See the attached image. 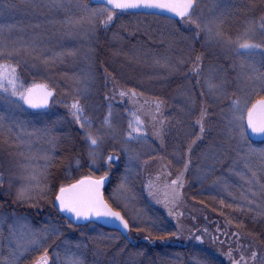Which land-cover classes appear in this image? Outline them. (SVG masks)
I'll use <instances>...</instances> for the list:
<instances>
[{
    "label": "trees",
    "instance_id": "16d2710c",
    "mask_svg": "<svg viewBox=\"0 0 264 264\" xmlns=\"http://www.w3.org/2000/svg\"><path fill=\"white\" fill-rule=\"evenodd\" d=\"M227 1L228 6L224 8L221 6L219 10V16L224 18L223 30L227 35L237 36L247 22L253 21L252 18L257 17L258 19L254 21L259 24L261 16H264L262 0ZM233 13L234 16H232ZM196 31L195 25H187L184 21H169L164 17L144 14H118L114 23L108 28L98 26L89 44V48L92 49L91 54L84 53L86 57L89 55V62L85 58L82 64L89 63L93 68L96 67L97 75H94L97 82H93L89 94L78 97L85 113L81 120L88 118L92 121L93 134H97V130H102L104 134L103 146L105 148L101 149L105 153L104 159L101 160L103 164L108 156L118 155V145L116 146L114 142L119 139L120 143L123 130L130 123L128 108L116 105L109 91L106 92V86L114 84L118 91L135 89L137 103L162 102L161 110L167 125L164 141L156 142L145 138L146 140L139 139L135 143L137 144L136 149H139L137 151L139 156H142L141 161L154 159L152 161L155 162L157 171L159 167L167 166V163L170 171L179 172L181 165L184 169L185 163L189 161L188 145L199 135L200 127L196 121L200 119L201 109H207L208 115L204 120V127L209 126V129L205 128L202 141L197 140L195 144H192V148L199 151L198 156L204 159V163L199 165L196 173L186 174L185 199L201 210L198 214L190 210L181 218L189 225L190 230H187V236L177 234L174 228L175 219L158 208L160 204L158 200L147 198L152 183H149L146 178L142 179L141 171L135 173L130 171L122 157L121 162L118 163L121 167L120 173L116 166L117 160L111 161V169H109L111 179L105 189V196L129 220L131 235L128 237L99 223L90 222L73 226L54 207L56 193L51 198L44 196L42 199L21 200L17 193V197H14L11 195L12 191H8L4 185L0 187V197H4L0 199V207L4 212L28 217L37 228L40 226L55 227L59 230L57 234H50L52 237L46 243L48 247L44 242L33 252V255L41 257L46 248L51 260L49 261L52 263L53 255H60L67 248L71 249L69 255L77 254L88 257H91L89 254L96 255L98 249V256L102 258L100 264H128L130 259L134 261V264H232L225 257L228 248L221 243L213 242L217 237L214 229L208 230L209 239L207 238L206 244H201L197 239V237H206L203 231L206 223L205 217L209 215L216 219V222H220V219L227 221L226 228L229 234L225 232L224 235L227 238H231L230 235H232L233 239L237 240L240 249V243L243 244L242 253L247 255L250 261L248 264H264V192H261L259 187L260 184H264V174L259 171L258 159L254 158L252 170L257 171L259 183L249 185L247 181L251 177L238 156V147L243 148L244 151H247L249 147L260 150L264 149V143L255 144L248 140L249 144H241L239 139H230L225 133L223 116H227V111H229V106L227 107L224 100L226 88L218 92V95L211 97L210 94L215 91L210 93L206 89L208 82L199 85L196 82L191 84V82L182 80V75L186 73V70L193 64H197V54L202 52L201 49L205 45L215 49H225L215 42L210 45L209 40L205 44L207 38L204 32L201 30L200 35L196 36ZM256 38L260 39L259 33ZM165 57L175 66L174 71L155 63L156 60L163 61ZM198 57L201 58V56ZM212 57L210 59L207 56L213 66H219L215 64L213 55ZM128 60L131 62L128 63ZM206 60L205 58L204 61ZM68 67V64H63V67L58 68V70L64 69L61 71L63 79L59 83L63 85L62 88H68L70 91L78 82H73V79L77 80V75L71 76V81L64 82ZM103 73H108L115 82H102ZM190 98L194 99V105ZM201 99H207V102L202 103ZM61 100L60 95L57 94L55 103H59L62 107H58V104L46 112L33 113L24 110L30 115L24 119L25 127L37 130L45 126L54 132H56V127H63L62 131H57L58 137L55 135L57 153L83 152L84 149H80L79 146L82 145L81 139L83 134L85 136V130L80 128L79 123L78 126L71 124L67 116L62 115L61 111H69L70 106L69 103L61 102ZM109 111L112 113L111 131L104 123ZM48 112L51 113L47 115ZM119 125L121 126L118 128ZM63 131L69 135L62 136ZM84 142L86 144V140ZM70 143L73 144V151L70 150ZM123 143L124 140H122ZM191 154L196 157L194 152ZM191 162L193 165L197 164ZM161 169L159 171H162ZM76 171L75 169L73 173L76 174ZM57 174L53 172L52 175L53 187L60 182L56 179ZM118 180L119 183L122 182V194H127L133 201V206L127 207L126 211L117 207L113 202L111 187L114 183L117 184ZM49 185L52 187L51 184ZM250 188L257 193L256 196L251 195ZM249 200H255V203L249 204ZM135 209L138 210L140 219H142L141 224L131 223L130 219L132 215H135ZM195 218L200 221L198 227L194 225ZM64 231L75 239L71 238L72 243H67L65 248L59 250L60 245L58 244H61L60 240L63 238L61 232ZM165 240H169L170 243ZM76 245H81V247L77 248ZM253 251L257 252L255 261L251 259ZM89 264L96 263L89 261Z\"/></svg>",
    "mask_w": 264,
    "mask_h": 264
},
{
    "label": "snow or ice",
    "instance_id": "6c2138e0",
    "mask_svg": "<svg viewBox=\"0 0 264 264\" xmlns=\"http://www.w3.org/2000/svg\"><path fill=\"white\" fill-rule=\"evenodd\" d=\"M264 3V0H262ZM95 5V6H93ZM18 6L12 2V0H4L0 3V16L6 11L16 9ZM28 7L34 12H40L41 9H46L48 13H59L63 16L62 20L48 21V23H54L60 25L62 34L67 37H76L85 41L91 40L97 31L98 26L108 28L111 26L118 14H123L129 10H156L146 11L149 15H161L163 13H169V21L174 17H178L185 23L195 25L196 36L200 35L201 30L204 32L207 40L215 42L218 45L225 47L232 52L237 58H239V67L246 71L242 72L241 79L243 81V88L241 89L242 95L235 97L230 102L229 115L226 117L228 133L230 139L238 138L241 144H249L247 139V132L250 129L253 134L264 136V96L256 100L255 103L248 107L250 97L253 95H259L264 93V71H260L256 67V63H259L261 67H264V16H261L259 24L255 21L247 22L246 26L237 36L232 37L227 35L223 30V18L222 16H216L212 20L205 21L200 16V4L198 0H91L90 3H85L84 0H46V2H37V0H31L28 3ZM217 7V5H213ZM211 10V9H210ZM45 14V13H40ZM203 25V27H202ZM33 29H40V24L30 25ZM17 25L14 24H0V57H7L10 59L26 58L24 63L28 62V59L32 60L33 67L36 66V62L44 65L45 67L54 66L58 61L62 62L64 57H75L77 50H68L62 52H51L45 46L46 37L42 32L34 31L28 40H25L20 36H13V31L17 29ZM19 31H23V28H19ZM259 33L260 42H254L255 37ZM92 51L91 48L88 49ZM259 56V60L254 62V58ZM197 65L200 63L201 58L197 57ZM156 64H162L163 67L173 70L175 68L169 62L168 58H164L163 61L156 60ZM193 71L199 74V67H194ZM66 75V74H65ZM81 84H84L82 91H87V84L85 81L76 78ZM208 87L210 91L220 92L223 89L222 84L214 83L211 79L208 81ZM81 91V89H77ZM56 94V87H50L48 83L33 82L30 86H25L21 80L17 71V65L9 63H0V137H3L4 143L12 141L10 146L27 147L31 151V141L33 137L37 140H43L50 146L51 150L55 149L56 138L50 135L49 129H37L32 132H28L24 127L20 125L23 122L16 120V113L20 109L27 106L30 109H42L49 106L50 100ZM120 96H131L135 98V89L119 91ZM235 95V94H233ZM191 103L194 105V99H191ZM157 113L160 111L162 102L156 101ZM71 115L79 123L81 129L85 130V140L88 143V156L93 165L96 164L100 154L98 149L104 141V134L102 130H97V134H93L91 131L92 121L85 118L83 121L81 117L83 115V106L79 99H76L70 105ZM111 111L105 118L104 123L107 125L109 131L112 130L111 125ZM135 116V113H133ZM207 109H201L200 119L196 121L199 124V135L196 136V140H193L188 145L187 151L190 154L192 151V144H195L197 140L202 141L205 134L204 120L207 117ZM156 117H153L155 120ZM143 121L139 116H135V122L129 123V131L127 132L128 140H139L146 138L142 135L143 128L141 125ZM87 125V128H86ZM160 128L156 130V135L162 136L164 133V121H160ZM16 129L17 133L15 139L12 140L13 130ZM232 133L236 135L233 136ZM22 137H27L24 139ZM20 156H24L23 152L18 153ZM238 156L240 162L245 166V169L249 172L251 179L247 181L249 185H256L259 183L257 179V171L253 169V160L258 159L259 171L264 174V149L256 150L251 147L247 151L238 147ZM43 160L46 162V167L51 164L54 157L49 156L46 152L42 155ZM137 157L130 154V162ZM25 159L27 164L22 167L27 171L32 168V171L28 172L26 179L29 181L28 185L21 188L18 192V198L31 199L28 192L33 185L40 187L37 181V174L35 168L32 167L33 161L37 159L35 156H27ZM114 159L113 156H108L107 160L111 162ZM191 163L189 160L185 163V171L188 165ZM235 163V162H234ZM79 164V161H77ZM110 166V164H109ZM108 176L105 172L104 175L95 177L93 175L83 176L75 183H69L59 187L58 194L55 200L58 204L60 211L69 213L76 219H91L105 218L112 222L118 223L125 231H130V225L127 219L120 211H116L104 197V184ZM183 173L177 177L176 180L171 181V201L176 202L181 196L180 189L183 187L182 181ZM3 182V175L0 174V183ZM151 187V185H150ZM261 192H264V184L259 185ZM43 191V188H40ZM249 192L252 196H256L257 193L251 188ZM166 201L168 194H165ZM247 199V196H245ZM249 204L255 203V200H249ZM127 207V205H125ZM171 214V210L169 212ZM179 215H182L180 213ZM24 218L15 217L11 224L8 225V236L4 238L2 236V226H0V243H3L4 239H7L10 251L9 255L4 258L3 264H18V253L21 250H26L27 246L35 245L42 246L47 235L57 234L59 230L55 227L46 228L42 231H33L28 229L23 223ZM197 239H201L197 237ZM80 248L81 245H76ZM231 256V252L228 253ZM257 258V252L251 253V259L255 261ZM50 257L48 251L45 248L43 255L37 261V264H49ZM244 257L241 256V261ZM241 261H234V264H241ZM69 264H86L83 256H73L69 261ZM128 264H134L133 260H129ZM246 264V262H245Z\"/></svg>",
    "mask_w": 264,
    "mask_h": 264
},
{
    "label": "rangeland",
    "instance_id": "374dc122",
    "mask_svg": "<svg viewBox=\"0 0 264 264\" xmlns=\"http://www.w3.org/2000/svg\"><path fill=\"white\" fill-rule=\"evenodd\" d=\"M4 0H0V3H3ZM13 3H15L18 7L11 11H6L2 16H0V24H14L17 25V29L13 31V36H20L23 37L25 40H28L29 37L32 35L34 31L42 32L44 36L46 37L44 43L45 46L51 50V52H62V51H68V50H77V55L75 57H64L62 62H57L54 66L51 67H45L44 65L36 62V66L33 67V61L28 59L27 63H24V59L26 58H16V59H10L7 57H0V63H9L17 65V71L19 73V76L25 86H30L33 82L37 83H48L50 87H56V93L60 95L61 102L69 103L70 106L71 103L78 99L79 96H83V94H89L93 82H97V78L95 77L96 72L95 68H93L92 65L89 63L82 64L84 59L86 58L89 62V55L86 57L84 53L88 52L91 54V52L88 51L89 44L91 43V40L85 41L83 39H79L76 37H67L62 34V29L60 25L54 24V23H48V21H56V20H62L63 16L59 13H48L46 9H41L40 12H34L31 8L28 7V3L31 2V0H12ZM37 2H46V0H37ZM85 3H90L89 0H84ZM198 3L200 4V16L202 20L209 21L212 20L214 17L219 16V10L220 7L228 6L227 0H198ZM213 5H217V7H213ZM211 9V10H210ZM45 14H40V13ZM214 15V16H213ZM235 14L233 13L232 16ZM224 19V18H223ZM249 19V18H248ZM257 17L252 18V20H257ZM250 20V19H249ZM246 21V20H245ZM251 21V20H250ZM40 24V29H33L30 25ZM187 25H190L187 23ZM23 28V31H19V28ZM203 27V25H202ZM96 34V33H95ZM99 33L97 34V36ZM206 38V37H205ZM208 42V40H205V44ZM254 42H260L259 38H256ZM210 45H212V41L209 42ZM204 45V44H203ZM202 52L197 54L198 56H201L200 63L193 64L191 68L186 70V73L182 75V80L184 82H196L199 83V85L204 82H208L210 79L217 84H222L223 88H226V95L224 97V100L227 103V107L229 106L230 109V102L235 97H240L242 95L241 89L243 88V81L241 79L242 72L246 71V69H241L238 65L240 63L239 58H237L232 52L225 49H215L212 47H206L204 46L203 49H201ZM170 55V54H169ZM212 55L215 58V64L219 66H213V63L211 60H208L207 56L212 59ZM78 56V60H77ZM205 58L207 59L206 61ZM259 60V56L257 55L254 58V62ZM91 61V59H90ZM92 62V61H91ZM131 62L128 60V63ZM208 62V64H207ZM62 64V65H61ZM63 64H68L69 67L66 69V75L64 76V82L71 81V76L77 75L76 78H79L80 80L85 81L87 84V91L84 92L82 89L84 88V84L79 83L77 80L73 79V82L76 83V86L72 88L70 91L68 88H62L61 86V79H63V76L61 75V71L64 69H59V67H63ZM207 64V66H206ZM194 67H199V74L193 71ZM256 67L260 71H264V67H261L259 63H256ZM98 68V66H97ZM100 68V67H99ZM101 70V69H100ZM174 71V69H173ZM65 72V71H64ZM210 72H213L212 74ZM95 74V75H94ZM102 82H115L108 73L102 74ZM120 88V87H119ZM62 91H60V90ZM77 89H81V91H77ZM210 93L212 91L209 90V87L206 88ZM109 91L110 95L112 96L111 99L115 104H119L120 106L123 105L129 110V120L130 122H135V116H139L140 119L143 121V124L141 127L143 128V133L140 135L149 138L150 140H154L156 142L164 141L165 135L167 134V125L166 121L164 119V113L161 110L159 113H157L156 110V104L149 102H143V103H137L135 101V98L131 96H120L118 88L114 84H110L109 86H106V92ZM118 91V92H117ZM213 93V92H212ZM227 93H229L227 95ZM235 94V95H233ZM218 95V92H214L213 94H210L211 97H214ZM223 95V96H224ZM264 96V93H261L259 95H253L251 96L249 100L248 107L251 106L252 102L255 101L258 98H261ZM221 99V98H220ZM202 103H206L207 99H201ZM201 103V104H202ZM59 103H54L53 107L57 106ZM222 109V105H220ZM58 107H62L60 104ZM70 110H64L61 111L62 115H66L67 118L70 120L71 124L77 125L78 123L73 120L71 115V108ZM24 110L28 111L26 106L16 113V120L18 122H23L20 126L24 127L26 131L32 132L35 131V129H28L25 127L24 119L27 118V116H30L29 113H26ZM51 112H48L50 114ZM135 113V116L133 115ZM89 114V113H87ZM229 111H227V116L229 115ZM83 115L85 116V113L83 111ZM82 115V117H83ZM197 116V114H195ZM156 117L155 120H153V117ZM227 116L224 117L223 127L225 129V133L229 135L228 133V126H227ZM164 121V133L162 136L156 135V130L160 128V121ZM199 120V118H198ZM26 122V121H25ZM125 122V120H124ZM191 122V121H190ZM112 123V121H111ZM208 124V121H207ZM121 125L118 126V128ZM200 127V126H199ZM207 130L209 129V126H205ZM40 130L43 129H49L50 135H55L58 137L59 134H57V131H62L63 127H56V132H54L52 129L41 126L39 128ZM129 126L127 128H124L123 130V136L120 137V143L119 139H116V142L114 144L117 147V156H113V160H117L116 166L118 169V173H120L121 167H119L118 163L121 162L122 157H124L125 163L128 166L130 171L142 172L143 180L146 178L148 179L149 183H152V188L150 192L147 194V198L149 200H158L160 203L158 205V208H160L162 211L166 212L168 216L175 219L176 224H174V228L177 230V234L180 233L183 236H187V230H190L188 223H185V221L181 220L182 217L185 216L186 212H189L191 210L192 213H197L198 211L201 212L200 208H195L191 202L187 199L186 193H185V187H186V174L196 173V169L199 167L201 163H204V159L202 160L200 156H198V150H194L192 148V152L196 155L194 157L191 153H188V160L196 162L197 164H194L191 162L188 165L187 170L185 171V168L183 169L181 165V169L179 172H173L170 171L169 164L167 163V166L159 167L162 168V171H157L155 162L152 160L149 161H141V157L139 156V149H136V141L128 140L127 132L129 131ZM17 133V130H13L12 134V140L15 139V135ZM56 133V134H55ZM224 133V134H225ZM233 136H235V133H232ZM61 135L64 137H67L69 134L65 131L61 132ZM24 139H27V137H22ZM124 138V139H123ZM143 140H146L145 138H142ZM140 139V140H142ZM238 139V138H237ZM247 139L249 140L248 136ZM122 140H124V143L122 144ZM57 141V139H56ZM55 141V143H56ZM85 136L83 134V137L81 139L82 145L79 146L80 149H84L83 152L80 151V153L75 152H69L67 154H63L58 152L57 153V147H55L54 150L50 149V146L45 143L43 140H37L36 137L32 138L31 141V151L28 150L27 147H16V146H10L12 144V141L9 143L3 142V137H0V174L3 175V182L0 183V187L4 185V187L8 191H12V196L17 197V194L21 188H24L28 185L29 181L26 179L28 172L32 171V168H29L27 171L22 167V165L27 164L28 161L25 159L27 156H35L37 159L33 161L32 167L35 168L36 174H37V181L39 182L40 187H36L33 185L31 190L28 192V195L33 198H40L44 196L52 197L55 193L58 194L59 187L62 185H67L70 183V181L75 179H80L83 176L87 175H93L95 177H99L101 175H104L105 172L108 173V177L111 179L109 174V169L111 167L108 160L105 161V164L101 162L102 159L105 157V153L103 148V143L101 144L100 148L97 150L100 154V157L98 158L95 165L91 163V160L89 159L88 152V143L86 141L85 144ZM81 144V143H79ZM162 144V143H161ZM56 145V144H55ZM105 145V144H104ZM124 145V146H123ZM70 150L73 151V144H69ZM23 152L24 156H20L18 153ZM47 153L49 156L54 157L51 164L46 167V162L43 160L42 155L43 153ZM120 154V155H119ZM132 154L136 156V159H133L131 162L129 160V155ZM212 156V151H211ZM198 159V160H197ZM216 159V158H215ZM201 160V161H200ZM77 161H79V164H77ZM123 161V162H124ZM122 162V163H123ZM141 162V163H140ZM115 166V167H116ZM54 168V170H53ZM76 171V174L73 173L74 170ZM183 169V170H182ZM194 169V170H193ZM59 171V174L58 173ZM153 170L155 172H153ZM57 174L56 179L60 180V182L57 184L56 187H53V179L52 175ZM148 172V174L146 173ZM99 173V174H96ZM183 173L182 181H183V187L180 189L181 196L178 201L172 202L171 201V181L176 180L180 174ZM129 172V176H130ZM76 181V180H75ZM118 180L117 184H113L111 187L112 193H113V202L117 207H120L123 211H126L127 207L133 206L132 199H129V196L127 194H122V182L119 183ZM52 187H50V185ZM40 188H43V191L40 190ZM17 193V194H16ZM168 194V199L166 201L165 194ZM1 195V194H0ZM4 196V195H3ZM4 197H0L2 199ZM55 200V199H54ZM127 207H125L126 204ZM1 205V202H0ZM135 208V207H134ZM171 210V214H169ZM138 210L135 209V215H132L131 217V223L134 224H141L142 219H140V216L138 214ZM182 213V215H179ZM15 217H22L24 218L23 223L26 225L28 229H31L33 231H42L46 229L47 227L40 226L37 228L34 226L30 218L24 217L23 215H19L16 213H7L2 210V207H0V226H2V236L6 238L8 236V225L12 223L13 219ZM194 219V225L197 226L198 223H200L199 220ZM206 223L204 226L203 235L206 237H200L199 239L201 244H206L207 238L209 239V232L210 228L216 231V240L214 239L213 242L221 243V245H225L228 250L225 254V257L228 258L232 264H234V261H241V256L244 257V260L241 261V264H248L250 261L247 258V255L242 253V247L243 244L240 243L241 249L238 246L237 240L233 239L234 237L232 235L231 238H227L224 234L225 232L229 234L226 224L227 221L221 220L220 222H216L217 220L214 218H211L209 215L205 217ZM198 227V226H197ZM192 229V227H191ZM131 232V231H130ZM129 232V235H131ZM63 238L60 240L61 244L58 247V249H63L66 247L67 243L70 242L72 237L67 233V231L61 232ZM52 235H47L45 239V244L50 241ZM237 239H239L238 236H236ZM75 239V238H74ZM166 242H169V240H165ZM43 242V244H44ZM85 242H83L84 244ZM172 243V242H171ZM235 244V245H234ZM98 245V244H97ZM83 247H89L88 245H82ZM46 247L48 245L46 244ZM40 246L35 245H29L27 246L26 250H21L18 253V264H37V261L39 260V255H33V252L36 251ZM70 248H67L66 251H62L60 255L54 254L52 259V263L49 261V264H69V261L73 256H83V255H77V254H68L70 252ZM9 245L7 242V239L3 240V243H0V264H3L4 258L9 255ZM56 252H58L56 250ZM231 252V256L228 255V253ZM91 257L83 256L85 259L86 264H89V261H94L96 264L102 263V258H100L99 250H96V255H91Z\"/></svg>",
    "mask_w": 264,
    "mask_h": 264
},
{
    "label": "water",
    "instance_id": "95a60500",
    "mask_svg": "<svg viewBox=\"0 0 264 264\" xmlns=\"http://www.w3.org/2000/svg\"><path fill=\"white\" fill-rule=\"evenodd\" d=\"M91 2V0H90ZM95 6V5H94ZM146 11H156V10H129L127 13H133V14H145V15H149V14H146ZM171 15L169 13H163L161 15H155V16H160V17H165V18H168V16ZM173 20H180L178 17H174ZM56 98V94L54 95V97L50 100V103H49V106L47 108H42V109H30L32 111H35V112H39V111H45V110H48L51 105L53 104V101L54 99ZM247 135L249 137V139L252 141V142H255V143H263L264 142V136L262 135H258V134H253L251 132V130L249 129L248 132H247ZM108 181H109V178L107 177L106 180H105V184H104V188H103V192L105 191V188L108 184ZM75 183V182H74ZM104 197L106 199V196H105V192H104ZM107 200V199H106ZM108 201V200H107ZM109 203V202H108ZM110 204V203H109ZM54 205H55V208L63 215L65 216L70 223L74 224V225H83V224H86L87 222H99L101 223L102 225H104L105 227L107 228H110V229H117L119 231H121L124 235H128L129 234V231H125L121 225H119L118 223H115V222H112L108 219H105V218H96V217H93L91 219H88V220H85L83 218L81 219H76L74 216H72L71 214L69 213H65V212H62L59 210L58 208V204L55 200L54 202ZM111 205V204H110ZM112 206V205H111ZM116 210V209H115ZM118 211V210H116ZM122 213V212H121ZM123 214V213H122ZM124 215V214H123ZM125 217V216H124ZM126 219V217H125ZM130 225V224H129Z\"/></svg>",
    "mask_w": 264,
    "mask_h": 264
}]
</instances>
